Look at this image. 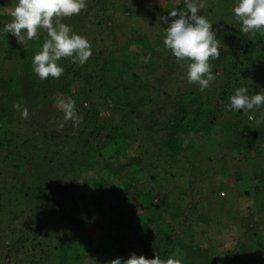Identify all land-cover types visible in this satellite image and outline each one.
Returning <instances> with one entry per match:
<instances>
[{"label": "trees", "instance_id": "16d2710c", "mask_svg": "<svg viewBox=\"0 0 264 264\" xmlns=\"http://www.w3.org/2000/svg\"><path fill=\"white\" fill-rule=\"evenodd\" d=\"M8 2L17 0H0V164L14 162V180L23 172L28 175L22 177L39 176L43 206L21 208L9 217L8 224L13 223L0 230L5 233L0 235V264H53L48 259L57 250L65 258L76 245L72 250L79 264L92 245L102 257L88 258L87 264H111L133 252L167 258L172 245H161L159 234L152 233L153 217H144L143 211L148 203L158 204L152 196L159 189L154 179L193 159L201 143L193 144L207 142L224 112L247 118L259 109L264 117V105L247 112L229 107L238 87H247L249 96L264 91V31L243 33L238 20L231 25L222 18L220 6L234 16L236 0H195L220 42V55L209 58L218 86L201 91L187 81L189 61L178 62L164 47L167 25L159 17L168 10L131 0H86L78 15L57 19L87 38L92 55L83 65L63 57L58 61L62 75L41 80L33 73L32 57L47 39L46 30L22 44L4 40ZM177 7L186 10L182 0ZM139 16L158 20L140 31L133 28ZM124 19L133 35L120 45ZM70 98L79 117L75 123L64 121L59 106ZM24 107L27 118L21 116ZM251 137L247 128L245 157L256 145ZM194 185L188 186L190 194ZM108 200L113 212L105 206ZM97 214L101 218L94 226ZM249 215L246 230L257 231V217ZM217 261L218 255H212L208 264Z\"/></svg>", "mask_w": 264, "mask_h": 264}, {"label": "rangeland", "instance_id": "374dc122", "mask_svg": "<svg viewBox=\"0 0 264 264\" xmlns=\"http://www.w3.org/2000/svg\"><path fill=\"white\" fill-rule=\"evenodd\" d=\"M131 1L143 6L146 3L155 4L167 11L176 0ZM199 2L201 4V0ZM13 6L10 2L5 4L9 13ZM224 7L222 4L219 10L223 14L222 18L228 24L234 25L237 21L235 14L226 15ZM229 9L226 13H231V7ZM156 20L158 18L152 20L149 17L139 16L133 28L145 31L147 26ZM7 21H11L9 14ZM124 21L126 26L117 36L120 45H124L133 35L132 26L127 25L126 19ZM42 30L45 31V29L39 31ZM5 38L7 42L13 40L20 44L25 42L16 39L10 33L6 34ZM129 48L136 50L134 44ZM218 81V78L214 79L207 89L212 90L211 88L218 86ZM94 94L96 97L102 96L100 91H95ZM60 98L63 99L62 96ZM254 112L247 118L235 117L224 112L222 121L209 133L207 142L202 140L193 144L196 147L201 143V146L192 153L193 159L180 163L172 170L174 173L162 171L158 180L155 177L159 189L152 196H155L154 202L158 204L154 206L148 203L143 211L144 217H153L152 233L159 234L161 245L163 246L165 242L166 247L172 245L171 252L166 253L168 257L174 255L182 264H208L212 255H218L217 264H264V175L262 174L264 117L259 109ZM247 128L252 130L253 137L250 138V143L256 145L250 153H246L249 154L248 157H245L243 154L246 150V148L244 150L246 141L243 134ZM230 146L232 149L229 148ZM99 161V166L104 163L103 159ZM13 165L14 162L0 164V230L6 229L10 223H13L8 224L9 217L16 216L21 208L43 206V202L39 199L43 194L37 191L39 176L30 174L28 177H22L28 175L23 172L14 180ZM22 170L23 167L19 171ZM90 173L86 175L89 176ZM193 181L195 185L190 194L188 186ZM111 200H108L105 206L113 212L109 204ZM249 214L251 217H257L256 221L259 223L257 231L246 230L245 224L249 221ZM95 218L94 226L101 215L97 214ZM136 227L140 228V226ZM3 234L5 233L1 232L0 235ZM261 239L263 241L260 242ZM95 246L92 245L87 249L88 255L86 254V258L80 264H87L88 258L91 260L93 257L97 259L102 257L101 250ZM76 247L77 245L72 246V249ZM72 249V253L70 252L65 258L59 249L57 250L59 254L48 260L53 264L57 259L62 262L61 264H79ZM164 255L163 252L162 256ZM226 257L233 259L228 261Z\"/></svg>", "mask_w": 264, "mask_h": 264}, {"label": "clouds", "instance_id": "9594fccd", "mask_svg": "<svg viewBox=\"0 0 264 264\" xmlns=\"http://www.w3.org/2000/svg\"><path fill=\"white\" fill-rule=\"evenodd\" d=\"M177 4L160 17L167 25L163 44L171 50L178 62L188 60L187 81L197 83L203 91L215 79L211 70L209 58L216 59L220 55V42L216 39L212 23L202 14V5L195 0H182L186 10ZM87 7L86 0H17L9 15L11 21L3 25V32L10 33L16 39H39V30L45 29V39L33 57V73L41 80L49 76L59 78L64 68L58 63L63 57H70L73 62L83 65L92 55L89 41L84 36L74 32L70 25L61 22L60 17L78 15ZM235 17L240 22V31L249 33L264 31V0H236L233 8ZM55 21V22H54ZM23 32V34H22ZM147 62L148 57H145ZM232 111H247L264 105V91L255 92L249 96L245 86L238 87L230 95ZM59 106L64 112V121L78 122L75 100H61ZM20 107V105H15ZM22 118L28 117V109L21 111ZM63 126V125H61ZM111 264H182L174 255L162 260L154 254L146 258L143 254L130 253L127 259L116 257Z\"/></svg>", "mask_w": 264, "mask_h": 264}]
</instances>
